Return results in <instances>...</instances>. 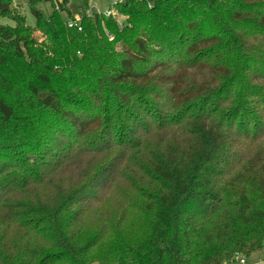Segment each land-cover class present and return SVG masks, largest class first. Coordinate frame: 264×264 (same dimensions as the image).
Wrapping results in <instances>:
<instances>
[{"label": "trees", "instance_id": "1", "mask_svg": "<svg viewBox=\"0 0 264 264\" xmlns=\"http://www.w3.org/2000/svg\"><path fill=\"white\" fill-rule=\"evenodd\" d=\"M14 1L0 264H235L263 247L264 0H115L120 22L86 1L81 29L69 0L49 17L27 0L35 26Z\"/></svg>", "mask_w": 264, "mask_h": 264}, {"label": "rangeland", "instance_id": "2", "mask_svg": "<svg viewBox=\"0 0 264 264\" xmlns=\"http://www.w3.org/2000/svg\"><path fill=\"white\" fill-rule=\"evenodd\" d=\"M86 1L88 3L86 9H88L91 12H106L108 10H111L114 12L113 16H115L117 21L120 22L124 18L122 14L117 13L115 7L113 6V4L116 2L115 0H69V9L71 11L72 16L77 15L80 12V8L85 6ZM147 1L149 2V4H152L155 0H147ZM18 3H20L22 6V12L26 16L27 24L30 26H35L36 18L33 15L27 3V0L19 1ZM37 5L48 17L51 15L53 11V5L51 0H40ZM64 16L67 19L69 18L67 14H64ZM4 21L13 24V22L10 21L9 19H5ZM120 183L121 181L111 189L112 191L111 190L109 191L110 192L109 199L111 198L113 199L116 197V193L114 191L117 188H119L118 186ZM242 256L245 258L246 264H264V245L261 249L252 251L251 253H246ZM94 264H98V263H94Z\"/></svg>", "mask_w": 264, "mask_h": 264}, {"label": "built area", "instance_id": "3", "mask_svg": "<svg viewBox=\"0 0 264 264\" xmlns=\"http://www.w3.org/2000/svg\"><path fill=\"white\" fill-rule=\"evenodd\" d=\"M17 1H23V0H15L14 1V4H17ZM91 12L88 11V14H90ZM114 12L111 11V10H108L106 12H104V15L109 17V16H113ZM81 13L79 12L77 15H74L72 19H70L68 21V26L69 27H74V26H78L79 29H81V27H79V23L81 21ZM112 36L109 35V39H111ZM235 264H246V260L245 258L242 256V255H237L236 258H235Z\"/></svg>", "mask_w": 264, "mask_h": 264}]
</instances>
